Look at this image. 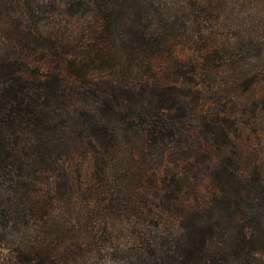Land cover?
Masks as SVG:
<instances>
[{
  "label": "trees",
  "instance_id": "16d2710c",
  "mask_svg": "<svg viewBox=\"0 0 264 264\" xmlns=\"http://www.w3.org/2000/svg\"><path fill=\"white\" fill-rule=\"evenodd\" d=\"M263 79L264 0H0V264H264Z\"/></svg>",
  "mask_w": 264,
  "mask_h": 264
},
{
  "label": "rangeland",
  "instance_id": "374dc122",
  "mask_svg": "<svg viewBox=\"0 0 264 264\" xmlns=\"http://www.w3.org/2000/svg\"><path fill=\"white\" fill-rule=\"evenodd\" d=\"M230 81H231V76L229 74H225V75L221 74L220 76L216 77L215 81L213 82V85H219V89H220L218 90L219 106L220 108H223V109L227 105L233 106V108L237 109V111L239 112L240 102L242 101V99H239V97H236L234 95L236 92L234 91L233 87L230 86ZM257 90H259V92L264 90V79L263 81H261V84L260 86H258ZM255 114H256V110H254V108H247L242 116L244 120L250 121L252 117H254ZM246 139H247L246 142H247L249 151L250 152L252 151V153H254V151H256L255 149H258V151L260 152L261 158L264 159V137L261 135H258L255 132V129L250 126L248 128ZM206 186L208 187V185ZM208 188L202 187L201 188L202 192L207 193ZM102 264H114V263H112L111 261H104Z\"/></svg>",
  "mask_w": 264,
  "mask_h": 264
}]
</instances>
